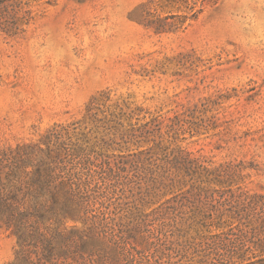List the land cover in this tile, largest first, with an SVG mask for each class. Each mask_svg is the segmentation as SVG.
I'll return each mask as SVG.
<instances>
[{
	"label": "rangeland",
	"instance_id": "rangeland-1",
	"mask_svg": "<svg viewBox=\"0 0 264 264\" xmlns=\"http://www.w3.org/2000/svg\"><path fill=\"white\" fill-rule=\"evenodd\" d=\"M234 2L0 0V181L23 166L33 213L0 214V264H264V47Z\"/></svg>",
	"mask_w": 264,
	"mask_h": 264
},
{
	"label": "trees",
	"instance_id": "trees-1",
	"mask_svg": "<svg viewBox=\"0 0 264 264\" xmlns=\"http://www.w3.org/2000/svg\"><path fill=\"white\" fill-rule=\"evenodd\" d=\"M8 167L10 169L5 174L6 182L3 183L0 181V203L4 208L3 210H0V214L9 224L11 222H16L17 227L21 228L25 227L24 225L27 223V217L33 215V213L19 211L17 207L12 206L13 202H18L16 194L20 190V188H17V185H14L13 183L15 180H17L15 174L17 170L21 171L23 166H16L13 164ZM37 173L38 179L32 181L34 187L29 191H25L23 194L24 196L32 198L35 201L39 199V197H41L44 192L48 191L51 183L54 181V179L50 177L48 173L43 172L42 174L40 171ZM7 189L8 192L5 193ZM56 202V199H54L53 203L56 204Z\"/></svg>",
	"mask_w": 264,
	"mask_h": 264
},
{
	"label": "clouds",
	"instance_id": "clouds-1",
	"mask_svg": "<svg viewBox=\"0 0 264 264\" xmlns=\"http://www.w3.org/2000/svg\"><path fill=\"white\" fill-rule=\"evenodd\" d=\"M228 26L247 28L241 42L248 48L264 47V0H235L226 13Z\"/></svg>",
	"mask_w": 264,
	"mask_h": 264
}]
</instances>
